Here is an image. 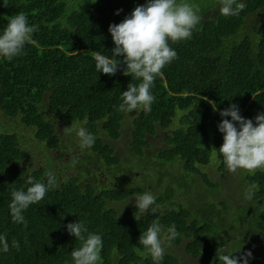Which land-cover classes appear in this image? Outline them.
<instances>
[{"label":"trees","instance_id":"obj_1","mask_svg":"<svg viewBox=\"0 0 264 264\" xmlns=\"http://www.w3.org/2000/svg\"><path fill=\"white\" fill-rule=\"evenodd\" d=\"M146 2L6 0L4 7L0 0V34L8 17L18 12L27 14L30 24L39 25L22 55L11 61L0 58V118L7 124H0V235H6L9 243L8 252L0 250V264H73L71 252L80 242L68 233L67 225L79 220L89 232L102 236L100 264H154L139 237L156 218L163 225L162 236L168 235L173 224L178 232L166 240L165 248L183 247L187 255L201 256L204 264H220L215 259L217 249L227 245V251L236 256L251 251L249 264H264V168L245 175L243 197L249 188L254 195L236 205L213 202L222 185L212 183L200 168L216 162L220 173L228 170L219 153L224 143L218 129L224 119L220 112L236 104L240 114L253 122L264 113V22L250 24L264 9V0H238L245 8L238 16L228 17L220 14L218 0H188L199 5L201 22L191 39L170 42L178 58L157 76L151 111L121 113L117 108L122 92L129 83L139 81L123 74L125 65L114 76L97 72L91 52L111 58L115 45L109 26L119 24ZM127 121L130 151L141 161L151 148L149 138L167 133L168 147L157 155L166 176L154 185L166 202L156 198L155 214L150 210L140 216L135 207L124 216L113 206L122 207L131 196L143 194L141 188L97 191L93 186L82 187L78 178L59 182L57 177L75 163L56 164L69 152L57 128L59 122L86 128L96 137L93 164L96 160L112 165L122 158L114 154L110 140H123ZM18 130L33 133L37 148L47 152L30 151L25 146L27 137ZM72 142L81 149L78 140L68 141ZM49 151H61L59 158H50L54 169L47 170L46 164L32 169L35 157L45 158L46 153L49 158ZM79 162L84 164L82 159ZM177 166L205 179L203 204L197 201L194 206L187 200L176 205V196L189 199L191 195L178 191ZM49 171L56 176L57 187L23 213L26 224L14 223L9 209L13 188L26 190L31 186L29 179L46 183ZM13 239L19 249L12 247ZM179 258L178 252L171 254L167 249L160 264H179Z\"/></svg>","mask_w":264,"mask_h":264},{"label":"clouds","instance_id":"obj_2","mask_svg":"<svg viewBox=\"0 0 264 264\" xmlns=\"http://www.w3.org/2000/svg\"><path fill=\"white\" fill-rule=\"evenodd\" d=\"M220 14L223 16H238L245 8L238 0H218ZM3 6L6 7V0ZM122 11V10H121ZM119 15V11L116 13ZM7 25L0 34V58L13 60L22 55L24 47L31 42L33 34L39 30V25L29 23L27 14L18 12L8 17ZM201 22L199 5L188 0H147L143 5L134 8L131 14L120 22L109 26L115 47L111 58L100 51H92L97 72L114 76L123 68V74L130 76L139 83H129L127 90L122 92L117 110L121 113H132L142 108L151 111L155 96L151 93L158 75L162 69L178 58L177 52L170 47L171 43L192 38L193 31ZM123 57V59H121ZM222 122L218 125L223 134L224 143L219 153L229 172L235 174L238 170H255L264 168V113L252 119H246L240 114L239 107L232 104L220 112ZM231 117V120L228 119ZM65 135L75 132L81 149L91 148L96 137L86 128H74L72 125L63 129ZM47 182H37L29 179L31 185L26 190L11 191L9 209L14 223L26 224L23 213L34 204L41 202L47 192L57 187V178L52 172L46 173ZM251 188L246 190L245 198H253ZM156 197L151 191H146L135 197L137 212L147 214L149 209L155 214ZM163 225L159 218L150 221L146 231L139 237V244L149 254L154 264H160L165 253L166 240L174 239L178 232L173 224L167 229L168 235L162 236ZM67 231L80 242V246L71 252L73 264H100L103 249L102 236L89 232L80 220L69 223ZM19 242L12 240V247L19 249ZM0 250L9 251L6 235H0ZM240 251V250H239ZM252 252L236 256L227 251V245L219 247L215 259L220 264H249ZM215 264V261L213 262Z\"/></svg>","mask_w":264,"mask_h":264},{"label":"rangeland","instance_id":"obj_3","mask_svg":"<svg viewBox=\"0 0 264 264\" xmlns=\"http://www.w3.org/2000/svg\"><path fill=\"white\" fill-rule=\"evenodd\" d=\"M264 22V9L261 10L257 15L253 16L250 19V24H258V23H263ZM133 115V114H131ZM2 122V123H1ZM0 124L5 126L7 125L4 121H2V118H0ZM130 121H127L124 125L125 132L124 134H128L129 140L127 141V138L125 140H121L119 142V145L116 142H113L116 145L118 149V156L122 158V161L124 162V165L122 169L119 172V180L116 179V185L114 188H141L146 191H151L156 198H160L161 200L166 202L164 194H162L161 190H156L154 188V185L157 183V181L164 179L165 180V173L160 170L159 164L161 165V161L158 160V154L162 151L165 150L167 146L166 142V135L167 133L164 132H159L154 138H149V142L151 145V148L147 151L145 159L138 160L136 159L133 154L130 151V139H131V131L129 130ZM68 125H64L59 122L57 124V128L59 129H64ZM79 128V127H78ZM76 128V129H78ZM21 136H26L28 143L25 145L30 151H35L36 149L40 152L41 149H43L45 152V148H37L38 147V142L34 138L33 133H26L22 130L17 131ZM76 136V135H75ZM73 134L67 135L66 138H70L71 140L74 139ZM75 140L79 142L78 137L76 136ZM74 140V141H75ZM66 144V143H65ZM66 147L68 148V154L71 156L73 159L75 156V153H77L79 148L74 146L73 142L66 144ZM34 154H37L36 151ZM34 156V155H33ZM35 157V156H34ZM52 157V155H51ZM46 164V169L47 170H53L55 163L52 162L50 158L45 153V158L40 154V158L35 157L32 169L37 168L38 165L44 166ZM59 166H65L66 162L65 161H60L56 163ZM82 164V163H81ZM202 174H205L209 177L212 183L217 184V185H222V190L220 193H218L216 196H214L213 202L217 204H222L223 202H227L229 204L236 205L238 203H245L246 198H244V183H245V175L249 172V170H238L237 173L233 174L226 170L224 173H220L218 170V164L214 162L210 166L207 167H200ZM69 169V168H68ZM65 169V173L62 174V177L65 179H68L71 177L72 173L78 174L81 173L77 168H72L71 170ZM182 168L177 166V171L181 175H176L178 178V191L186 194L187 192L191 194L189 196V199H183V198H178L177 196L174 198L176 205H180L182 203L186 204V201L188 200L189 204L197 206V201H199V204H203V195L202 199H200V195L202 192H205L207 189V185L205 186V179L203 177H196L193 174H188L185 172H182ZM129 172H132V175H129ZM94 174H98L99 171L93 172ZM85 173H81V178L85 179L88 177L87 175L84 177ZM117 175V169L113 168V173L111 178L108 177V174H105L103 176L98 175V188H101L103 190H110V179L115 178ZM165 183V182H164ZM107 185V186H106ZM205 186V187H203ZM141 195V194H136L130 197V199L122 205V209L120 206L114 204L113 206L115 208H119V212L126 216L129 214V210L131 208H135V197ZM162 195V196H161ZM183 206V205H181ZM184 208H188L189 210L191 209V206H183ZM172 208V207H170ZM151 209H149L150 211ZM148 211V212H149ZM140 216H145L146 214L139 213ZM169 246V244H168ZM178 252V257H180L181 264H204L202 262V259L198 260H192L191 257H189L185 251L182 249L174 248L173 250H170V253H176Z\"/></svg>","mask_w":264,"mask_h":264},{"label":"flooded vegetation","instance_id":"obj_4","mask_svg":"<svg viewBox=\"0 0 264 264\" xmlns=\"http://www.w3.org/2000/svg\"><path fill=\"white\" fill-rule=\"evenodd\" d=\"M68 127H70L69 125H68ZM59 129V128H58ZM59 132L64 136V143H66V142H68V141H70L71 139L70 138H66V135H65V133H64V131H63V128L62 129H59ZM73 134V136H75L76 134H75V132H73L72 133ZM128 134L129 133H127V134H123V140H125L126 138H127V141L129 140V137H128ZM75 138H76V136L74 137V139L73 140H75ZM131 140V139H130ZM121 140H118V141H111L110 140V144H111V147L113 148V150L115 151L114 152V154L117 156V157H119L118 156V149H117V147H116V145L118 144L119 145V142H120ZM113 142H116L117 144H115V143H113ZM130 143H131V141H130ZM130 146V145H129ZM48 155H49V158H53V159H55V158H59L60 157V155H61V151H49V153H48ZM51 155H52V157H51ZM61 159H59V160H57L58 162L59 161H65V162H67V163H70V162H72V161H74L75 163L74 164H72V165H70V169H72V168H77L78 170L79 169H83V171L85 172V175H84V177L87 175L88 177H86L85 179H82L81 178V174H78L77 176H76V174L75 173H72V175H71V177H70V179L71 178H78L79 179V184H81V186L82 187H87V186H93V187H95V189L98 191H106V190H103V189H101V188H98L97 186H98V175H101V176H103V175H105V174H108V177L109 178H111V176H112V173H113V168H116L117 169V175H116V177L115 178H113V179H110V188L112 189V188H114L115 187V185H116V179L117 180H119V178H120V176H119V172H120V170L122 169V167H123V165H124V162L123 161H121V162H119V164H112V165H108V163H104V162H99V161H96L95 160V163L96 164H93V158H94V151H93V149H92V147L91 148H85V149H80V150H78L77 151V153L75 154V156H74V158L72 159L71 158V156L68 154V153H65L63 156H61L60 157ZM80 159H82L83 160V162H84V166L79 162V160ZM78 160V161H77ZM39 168H41L42 169V166H40ZM94 170L95 171H99V173L96 175V174H94L93 172H94ZM133 173L132 172H129V175H132ZM57 177L59 178L58 180H59V182H61L62 180H69L70 181V179L68 178V179H65V178H63L62 177V175H59V174H57ZM107 186V185H106ZM121 207V206H120ZM123 207H121V209H122ZM167 249H169V251L170 250H173V248H165V251L167 250ZM179 250L180 249H183V247H181V248H178ZM171 254H174V253H171ZM189 257H191L192 258V260H198L199 258H194L193 256H190V255H188ZM179 264H181V260H180V258H179Z\"/></svg>","mask_w":264,"mask_h":264}]
</instances>
